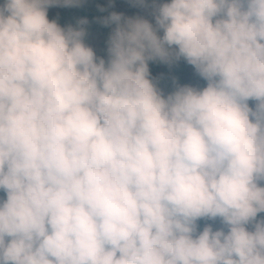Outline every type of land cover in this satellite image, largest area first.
Listing matches in <instances>:
<instances>
[{
	"label": "clouds",
	"instance_id": "1",
	"mask_svg": "<svg viewBox=\"0 0 264 264\" xmlns=\"http://www.w3.org/2000/svg\"><path fill=\"white\" fill-rule=\"evenodd\" d=\"M80 3L0 4V264H264V0L112 13L107 61L48 19Z\"/></svg>",
	"mask_w": 264,
	"mask_h": 264
},
{
	"label": "rangeland",
	"instance_id": "2",
	"mask_svg": "<svg viewBox=\"0 0 264 264\" xmlns=\"http://www.w3.org/2000/svg\"><path fill=\"white\" fill-rule=\"evenodd\" d=\"M146 5L142 6L138 0H134L133 2L129 3L128 1L124 0H83L86 4L90 7L92 6L95 8L97 6L107 18L111 16L112 13L119 14L123 17L121 23H125L128 19H145L148 20L154 27H156L155 15L156 9L159 6H162L165 3H170L171 0H145ZM4 3V0H3ZM64 9L63 6H54L48 9L49 15H57L62 12ZM117 25L115 23L109 24L107 31L110 35H112L113 31ZM159 34L163 35V31L160 30ZM86 41V42H85ZM108 37H103L98 34H94L88 40H84L85 44L91 47L94 52L96 53L98 58H104L106 61L108 59ZM159 73L162 76H175L172 71V64H164L162 63ZM187 83L186 86H190L196 89H199V84L201 82L200 76L192 71H187L181 78V81L175 83V85L171 89H177V87H183V84ZM170 90V89H169ZM169 90L163 89L162 92L165 96L169 93ZM249 106L254 107L255 102L249 101ZM264 186V185H261ZM215 231L221 230L222 228L227 232V229L221 224L220 220L217 219L216 221H211ZM249 230H252L251 226H249Z\"/></svg>",
	"mask_w": 264,
	"mask_h": 264
},
{
	"label": "trees",
	"instance_id": "3",
	"mask_svg": "<svg viewBox=\"0 0 264 264\" xmlns=\"http://www.w3.org/2000/svg\"><path fill=\"white\" fill-rule=\"evenodd\" d=\"M128 1L129 3L133 2L134 0H124ZM0 4H3V0H0ZM147 3L145 1V6ZM48 19L50 21H56L58 25L62 28H67L69 26H72L74 28H79L81 25L79 22L81 20H87V24L83 25V27L86 30L87 35L85 36L84 40H88L91 36L94 34H98L103 37L110 38V34L107 31L108 26H105L103 23L105 19H107L106 15L97 7L93 8L90 7L88 4L83 2L81 0V3L79 6H71V7H64L61 13L57 15H49ZM158 35L163 36L158 33ZM86 42V41H85ZM162 65V62L155 61L149 62V73H150V79L156 84V86L162 91L163 89L169 90V93L171 94L176 89H171L175 83H178L181 81L182 76L187 71H192L197 74L196 69L194 66L188 64L183 58H181L179 61H174L172 63V71L175 74V76H162L159 73V69ZM201 82L199 84V89L202 90L207 86V82L201 78ZM187 83L184 82L183 86H186ZM255 107V106H254ZM253 107V108H254ZM0 198H5L6 195L0 191ZM264 218V213H259L257 219ZM212 226V223L210 220H201L198 221L199 230L202 231L204 227L206 226ZM213 230L215 231L214 227Z\"/></svg>",
	"mask_w": 264,
	"mask_h": 264
}]
</instances>
